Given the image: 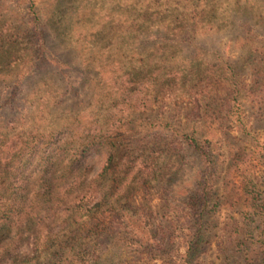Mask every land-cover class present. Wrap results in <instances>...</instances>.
Wrapping results in <instances>:
<instances>
[{
	"label": "trees",
	"instance_id": "16d2710c",
	"mask_svg": "<svg viewBox=\"0 0 264 264\" xmlns=\"http://www.w3.org/2000/svg\"><path fill=\"white\" fill-rule=\"evenodd\" d=\"M13 1L16 7L26 6L30 24L21 27L23 18L8 6L6 14H0V55L7 48L13 58L10 80L19 83L38 65L50 63L67 80L66 92L80 95L82 75L54 57L39 28L43 22L92 79L84 107L55 111L62 93L54 78H46L30 95L24 127L12 133L0 128V264H93L90 244L79 237L76 241L84 227L101 233L124 231L122 240L128 241L141 225L152 228L151 213L131 203L159 169L160 154L154 147L167 134L166 102L186 97L192 119L203 121L215 107L229 105L218 104V94L228 88L229 93L238 91L233 69L226 68L224 76L207 69L200 73L195 61L175 59L167 48L141 49V40L163 38L170 43L187 35L193 39L226 33L236 17L259 19L264 8L259 0ZM263 52L261 45L253 51L257 54L248 52L253 62L243 61L252 70L250 89L258 92L262 106ZM224 100L229 102V97ZM196 134L188 136L190 148L212 157L215 149L205 139L201 146L203 135L194 138ZM93 152L104 156V165L88 179L86 161ZM211 192L204 186L193 198V214L201 227L194 247L183 256L184 264H192L204 240L202 221ZM260 207L263 229L264 204ZM256 223L260 227V221ZM261 235L263 239L236 264H264ZM24 236L32 239L31 255L22 252ZM141 240L135 237L134 242Z\"/></svg>",
	"mask_w": 264,
	"mask_h": 264
},
{
	"label": "rangeland",
	"instance_id": "374dc122",
	"mask_svg": "<svg viewBox=\"0 0 264 264\" xmlns=\"http://www.w3.org/2000/svg\"><path fill=\"white\" fill-rule=\"evenodd\" d=\"M259 2L264 8V0ZM5 6L23 18L21 27L29 26L25 5L16 7L13 0H0L1 16L6 14ZM256 17H236L226 33L195 35L193 39L187 35L170 43L163 38L141 40V49L157 47L159 52L167 48L175 59L184 57L195 61L200 73L207 69L224 76L226 68L233 69L238 91L229 93L228 88L218 94V104L229 105L215 107L203 121L192 119L191 105L186 97L166 102L167 134H162L154 147L160 154L159 169L156 177L145 183L131 203L151 213L152 228L135 227L136 236H128V241L122 240L126 236L124 231L101 233L95 227L91 226L90 231L84 227L76 233V241L79 237L85 245L90 244L91 257L96 259L93 264H184L183 256L189 247H194L193 238H197L201 227L193 214V198L204 186L207 191L212 189V200L202 221L204 240L192 264H236L240 258L248 256L253 244L263 239L260 233L264 234V228L259 217L260 205L264 204V106L259 103L258 92L250 89L254 76L243 62L245 59L252 61L250 56L257 54L253 51L264 46V15ZM39 28L45 31L54 57L76 75H82L80 95L66 92L67 80L50 63L38 65L33 74L19 83L10 80L13 58L9 49H3L0 55V128L7 133L24 127L30 95L46 78H54L62 93L57 98L55 111L84 107L90 100L92 74L83 69L73 53L60 46L55 32L46 23H41ZM239 35L249 40L236 41ZM74 77L73 73L71 79ZM228 97L229 102L224 100ZM194 131L197 133L194 138L203 135L198 140L201 146L205 139L215 149L212 157L207 158L203 151L190 148L192 143L188 136ZM86 162L90 179L101 171L104 156L93 152L88 154ZM259 221L260 227L256 228ZM135 237L142 240L134 242ZM66 240L62 238L61 245L65 246ZM21 249L31 255L32 239L24 236Z\"/></svg>",
	"mask_w": 264,
	"mask_h": 264
}]
</instances>
